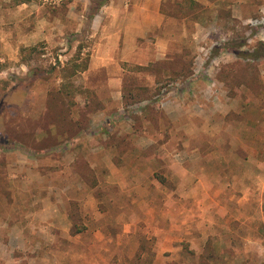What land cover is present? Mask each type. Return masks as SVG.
<instances>
[{"label":"rangeland","instance_id":"obj_1","mask_svg":"<svg viewBox=\"0 0 264 264\" xmlns=\"http://www.w3.org/2000/svg\"><path fill=\"white\" fill-rule=\"evenodd\" d=\"M100 1L0 0V264H264V0Z\"/></svg>","mask_w":264,"mask_h":264},{"label":"trees","instance_id":"obj_2","mask_svg":"<svg viewBox=\"0 0 264 264\" xmlns=\"http://www.w3.org/2000/svg\"><path fill=\"white\" fill-rule=\"evenodd\" d=\"M12 5H19L22 3H27L32 0H10ZM71 0H58V5L61 7H65ZM106 0L100 1L98 4V7H101L105 4ZM184 4V6H188L190 9L198 8L199 4L195 0H182L181 2ZM98 10V8L94 11V13ZM94 15V14H93ZM233 46V45H232ZM234 47V48H233ZM233 52L237 56H245L247 59L252 60H258L260 58L264 57V43L260 42L256 47L249 49V50H240L243 47V44H239L238 46H233ZM38 52V46H28V47H21L20 48V54L21 59L25 60L27 56H30L32 53ZM89 53L85 54V56H82V46L79 45L77 48L76 53L71 56L62 66V76L63 81L60 83V86L55 90H50L48 93V99H47V109H46V115L50 118L49 122H53L56 125L57 132L61 134V141H53L51 143H45L46 137L42 140H36L37 145L32 146L34 150V154L36 156H43L44 154L48 153L50 150H53L55 147H58L61 144H65L66 142H69V140L77 136L79 132H81L84 127L79 124V122L76 121L71 116V109L70 107L74 105L73 98H70L73 94L71 93L72 90H74V85H72L71 82H66V79L72 78L79 72H83L88 68L89 64ZM169 62H166V64ZM149 66L143 67V66H136L137 69H149ZM153 69L157 70V65L152 66ZM169 67V66H167ZM54 67L52 66L49 71H52ZM158 75V80L162 79V76L156 72ZM180 73H178L179 75ZM173 74L171 75V77ZM31 83V82H30ZM159 88H157L158 90ZM156 90V91H157ZM149 97V96H148ZM87 107V106H86ZM83 110L81 111V113ZM51 128L44 129V132H50ZM65 141V142H64ZM117 146V144H116ZM158 181L161 183L165 182L164 177L160 174H155ZM98 183L96 180L92 183V188L96 187ZM262 210L264 212V200L262 203ZM71 216L72 214L69 213ZM85 227L82 226L81 228L77 226V224L74 222L72 224L71 228V234H76L81 232Z\"/></svg>","mask_w":264,"mask_h":264},{"label":"crops","instance_id":"obj_3","mask_svg":"<svg viewBox=\"0 0 264 264\" xmlns=\"http://www.w3.org/2000/svg\"><path fill=\"white\" fill-rule=\"evenodd\" d=\"M111 2H112V1H111ZM94 57H95V56H93V55H92V57H91V54H90V60H91V62H93V63H97V62H105V61L108 62V61H109V60H107V56H106V57H103V56L100 57V58H99L100 60H94ZM97 57H98V56H97Z\"/></svg>","mask_w":264,"mask_h":264}]
</instances>
